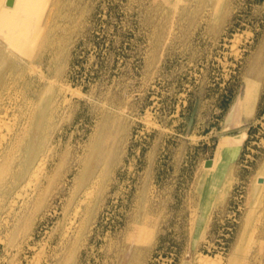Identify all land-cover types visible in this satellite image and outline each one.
Here are the masks:
<instances>
[{
  "label": "rangeland",
  "instance_id": "obj_1",
  "mask_svg": "<svg viewBox=\"0 0 264 264\" xmlns=\"http://www.w3.org/2000/svg\"><path fill=\"white\" fill-rule=\"evenodd\" d=\"M13 5L44 33L0 38V264H264V0ZM29 142L49 161L17 194Z\"/></svg>",
  "mask_w": 264,
  "mask_h": 264
},
{
  "label": "bare ground",
  "instance_id": "obj_2",
  "mask_svg": "<svg viewBox=\"0 0 264 264\" xmlns=\"http://www.w3.org/2000/svg\"><path fill=\"white\" fill-rule=\"evenodd\" d=\"M13 1L14 0H12V7L13 8H18V6L19 5H17V6H15V5H13ZM198 1V0H197ZM200 1V0H199ZM0 2H2L4 5H6V3L3 1V0H0ZM187 2V1H186ZM24 2H22L21 4H23ZM182 3V2H181ZM200 3H202V2H200ZM6 6H8V5H6ZM23 7V15H26V16H28V6L27 5H23L22 6ZM22 7H20V8H22ZM205 7H207V6H205ZM52 8V7H51ZM7 7H3V6H0V38H2L3 39V42L5 41V43H6V45L8 46V47H11V48H14L15 50H17L18 52H20L21 54H23V55H25V56H28L29 58L30 57H33L32 56V54H34L33 53V43H32V39L33 38H38V37H40L41 36V34L43 35V33H42V27L41 26H38L37 28H38V30L37 29H34V30H27V28H26V25H28L27 24V20H23V22H22V24L20 25L21 27H11V25L9 24V19L7 18V16H6V11H7ZM206 9V8H205ZM210 9V8H209ZM213 10V9H212ZM179 11V10H178ZM204 11V10H203ZM49 13H50V11H48ZM184 13H185V11H184ZM47 16H49V15H47ZM39 17H41V20H42V18H43V16H38L37 18H39ZM49 19V18H48ZM46 20V19H45ZM38 23H40V20H39V22ZM46 24V23H45ZM46 26V25H45ZM48 29V28H47ZM46 29V30H47ZM56 29V28H55ZM45 30V29H44ZM43 30V31H44ZM47 32V31H46ZM53 32H54V30H53ZM45 36V35H44ZM43 38V37H42ZM50 38V37H49ZM54 39V38H53ZM0 43L2 44V42L0 41ZM45 44V43H44ZM37 45V44H36ZM38 45H39V43H38ZM3 46V45H2ZM6 47V46H5ZM35 48H36V46H34ZM38 47H40V46H38ZM6 49H7V47H6ZM9 49V48H8ZM7 49V50H8ZM37 49V48H36ZM35 49V50H36ZM0 51H1V49H0ZM13 52H14V50H13ZM35 52V51H34ZM37 53H38V51H37ZM18 54V53H17ZM39 54H41V53H39ZM45 54V53H44ZM42 55V54H41ZM40 56V55H39ZM4 58V57H3ZM2 58V59H3ZM1 59V60H2ZM2 63H3V61H2ZM13 62H11L10 64H12ZM9 65V64H8ZM31 65V64H30ZM30 65H28V66H30ZM7 66V65H6ZM36 66V65H35ZM12 68V67H11ZM10 68V69H11ZM31 68V67H30ZM5 69V68H4ZM35 69H36V67H35ZM32 71H33V69H32ZM31 70H30V72H32ZM60 74V73H59ZM7 76V75H6ZM61 76V75H60ZM42 77H44V76H42ZM36 78V77H35ZM12 79V78H11ZM37 79V78H36ZM42 79V78H41ZM52 79V78H51ZM57 79V78H56ZM5 80V79H4ZM47 80V79H46ZM50 80V79H49ZM60 81V80H59ZM7 82H9V81H7ZM53 82H55V81H53ZM52 82V83H53ZM57 83H58V81H56ZM60 83V82H59ZM58 83V84H59ZM35 84V83H34ZM50 84V83H49ZM253 84V83H252ZM14 85V84H13ZM41 85V84H40ZM56 85V84H55ZM62 85V84H61ZM255 85V84H254ZM249 86H251L250 85V83L248 84V87ZM1 87V86H0ZM60 87V86H59ZM252 87V86H251ZM33 88H34V86H33ZM62 88V87H61ZM254 88V87H253ZM14 89H16V88H14ZM64 89H66V90H69L68 88H64ZM254 89H256V88H254ZM65 90V91H66ZM247 90H249V88L247 89ZM23 91V90H22ZM255 91V90H254ZM35 92V91H34ZM40 92V91H39ZM258 92V91H257ZM63 93V92H62ZM6 94V93H5ZM38 94V93H37ZM59 95V94H58ZM248 95V92H246V97H245V100H244V105H245V108H246V110L248 109V108H251L252 107V104H253V102L255 101V96L253 95L252 96V94L251 95H249V96H247ZM14 96V95H13ZM37 98V97H36ZM45 98V97H44ZM43 98V99H44ZM59 99V98H58ZM13 100H14V98H13ZM47 100V99H46ZM6 101V100H5ZM11 101V100H10ZM58 101V100H57ZM56 101V102H57ZM43 102V101H42ZM1 105V104H0ZM9 105V104H8ZM24 106V105H23ZM41 106V105H40ZM13 108V107H12ZM33 108V107H32ZM2 109V108H1ZM6 109V108H5ZM17 109V108H16ZM56 109V108H55ZM12 110V109H11ZM36 111H39V110H37L36 109ZM1 112V111H0ZM36 113V112H35ZM38 113V112H37ZM6 114V113H5ZM33 115V114H32ZM31 115V117H29L30 118V125L32 126V125H34L33 124V117H34V115L32 116ZM19 116V115H18ZM54 116H55V114H54ZM7 117V116H6ZM29 118H28V120H29ZM58 118V117H57ZM21 120V119H20ZM27 120V121H28ZM22 121V120H21ZM39 121V120H38ZM25 122V121H24ZM24 122H23V124H24ZM34 122H36V121H34ZM22 123V122H21ZM51 123V122H50ZM36 124H37V122H36ZM24 125H26V124H24ZM27 126H28V124H27ZM31 126H29L30 128L29 129H31ZM37 126V125H36ZM1 128V127H0ZM26 127H24V129H25ZM36 128V127H35ZM51 128V127H50ZM21 129H22V127H21ZM23 130V129H22ZM21 130V131H22ZM38 130V129H37ZM7 131H8V129H7ZM27 131V130H26ZM52 131V130H51ZM15 132V131H14ZM13 132V133H14ZM40 132V131H39ZM48 132H49V130H48ZM56 132V131H55ZM26 133V132H25ZM28 133V135H29V133H30V131H28L27 132ZM105 133H107L106 131H105ZM20 134L22 135V133L20 132ZM20 134H19V137H20ZM40 134V133H39ZM38 134V135H39ZM50 134H52V132L50 133ZM18 135V134H17ZM16 135V136H17ZM54 135V134H53ZM8 136V135H7ZM12 136H13V134H12ZM25 136V135H24ZM56 137V136H55ZM61 137V136H60ZM4 138V137H3ZM9 138V137H8ZM17 139H20V138H18V137H16ZM25 138H27V137H25ZM58 138V137H57ZM56 138V139H57ZM7 139V138H6ZM3 140H5V139H3ZM7 140H9V139H7ZM20 141V140H19ZM19 141H17V142H19ZM38 141H39V139H38ZM105 141V140H104ZM7 142V141H6ZM5 142V143H6ZM15 142V141H14ZM31 142V141H30ZM30 142L29 143H27V153H26V155H25V157L20 161V163L18 164V170H17V172H16V175H15V177L13 178V183L15 184V186H16V189H15V193H19L22 189H25V187L26 186H30L31 184H33L34 182H36L38 179H39V177H40V175L44 172V168H45V164H46V161L49 159L48 157V159L47 160H45V156L44 155H39V153H40V147L38 146H32V145H30ZM45 142V141H44ZM100 142V141H99ZM98 142V143H99ZM52 143V142H51ZM8 144V143H7ZM14 144H16V143H14ZM19 144V143H18ZM47 144V143H46ZM55 144V143H54ZM24 145V144H23ZM58 145V144H57ZM99 145V144H98ZM49 146V145H48ZM4 147H5V145H4ZM12 147H13V144H12ZM22 147V146H21ZM50 147V146H49ZM56 147V146H55ZM97 148V147H96ZM1 149H2V147H1ZM6 149V148H5ZM15 149V148H14ZM56 149H57V147H56ZM2 150H4V149H2ZM2 150H0L1 151V153H2ZM24 150V149H23ZM49 151V150H48ZM53 151V150H52ZM94 151V150H93ZM46 152V151H45ZM101 152H102V149H101ZM0 153V154H1ZM11 153V152H10ZM47 153V152H46ZM45 153V154H46ZM51 153V152H50ZM53 153V152H52ZM98 153V152H97ZM12 154H13V152H12ZM11 154H9L8 156H10ZM48 155V154H47ZM53 155V154H52ZM51 156V155H50ZM56 156V155H55ZM81 156H83V155H81ZM80 156V157H81ZM102 156V155H101ZM12 157V156H11ZM11 157H10V159H11ZM96 157H98V156H96ZM1 158V157H0ZM22 158V157H21ZM58 158V157H57ZM78 158V157H77ZM85 158V157H84ZM87 158V157H86ZM85 158V159H86ZM99 158V157H98ZM3 159V158H2ZM5 159H7V158H5ZM5 159L4 160H2V161H5ZM51 159H53V158H51ZM76 159V158H75ZM79 159H81V158H79ZM9 160V159H8ZM97 160H99V159H97ZM1 161V162H2ZM49 161V160H48ZM53 161V160H52ZM77 161V160H76ZM85 161V160H84ZM83 161V162H84ZM7 163H9V161H6ZM11 162V161H10ZM78 162V161H77ZM83 162H82V164H83ZM99 162V161H98ZM48 163V162H47ZM54 163V162H53ZM52 163V164H53ZM56 163V162H55ZM54 163V164H55ZM49 164V163H48ZM4 165V163L2 164V166ZM6 165V164H5ZM15 165V164H14ZM16 166V165H15ZM54 166V165H53ZM85 166V165H84ZM5 167V166H4ZM50 167H51V164H50ZM82 167V166H81ZM57 168H59V167H56V169ZM78 168V167H77ZM83 168H85V167H83ZM4 169H6L7 170V168L5 167ZM60 169V168H59ZM46 170V169H45ZM54 171H55V168L53 169ZM83 170V169H82ZM52 171V170H51ZM53 171V172H54ZM63 171H64V169H63ZM85 171V170H84ZM61 172H62V170H61ZM61 172H59L58 174L60 175V173ZM55 173V172H54ZM70 173V172H69ZM74 173V172H73ZM76 173V172H75ZM14 174H15V172H14ZM62 174V173H61ZM57 175V174H56ZM55 175V176H56ZM59 175H57V176H59ZM70 175V174H69ZM68 175V176H69ZM78 175V174H77ZM76 175V176H77ZM96 175V174H95ZM50 176H53V175H51L50 174ZM79 177H80V174H79ZM45 178V177H44ZM81 178V177H80ZM59 179H61V177L59 178ZM74 179V178H73ZM94 179V178H93ZM44 180V179H43ZM50 180H51V178H50ZM79 180V179H78ZM98 180V179H97ZM45 181V180H44ZM56 181H57V178H56ZM59 181V180H58ZM74 181H75V179H74ZM77 181V180H76ZM91 181V180H90ZM53 182H55V181H53ZM72 182V181H71ZM11 183V182H10ZM12 183V184H13ZM46 183V182H45ZM49 183V182H48ZM47 183V184H48ZM55 183H57V182H55ZM54 183V184H55ZM90 183V182H89ZM8 184V183H7ZM11 184V185H12ZM42 183H40V185H41ZM46 184V186H45V190H47V185ZM35 185V184H34ZM53 185V184H52ZM75 185V184H74ZM14 186V185H13ZM67 186V185H66ZM76 186V185H75ZM92 186V185H91ZM38 187H39V185H38ZM52 189L54 188V185H53V187H51ZM93 188V187H92ZM7 189V188H6ZM9 189V188H8ZM31 189V188H30ZM35 189H36V187H35ZM71 189V188H70ZM73 189V188H72ZM86 189V188H85ZM89 189V188H88ZM87 189V190H88ZM39 190V189H38ZM54 190V189H53ZM76 190H77V188H76ZM86 190V191H87ZM11 191V190H10ZM27 191V190H26ZM31 191L33 192V189H31ZM40 191V190H39ZM38 191V192H39ZM42 191V190H41ZM50 191H51V189H50ZM85 191V193H87V194H89V192L90 191H88V192H86ZM7 192V191H6ZM31 192V193H32ZM35 192H37V191H35ZM94 192V191H93ZM43 193V192H42ZM41 192H40V194H42ZM72 193V195H74L73 194V191L72 192H70V194ZM23 194H24V192H23ZM69 194V193H68ZM69 194V195H70ZM264 194V193H263ZM35 195H37V194H35ZM44 195H45V193H44ZM81 195V194H80ZM30 196V195H29ZM81 197V196H80ZM19 198H21V197H19ZM43 198H45L44 196H43ZM66 198H69L70 199V197H66ZM83 198V197H82ZM34 200H35V198H33ZM39 198L37 197V200H38ZM69 199H66V200H69ZM81 199V198H80ZM25 200V199H24ZM28 200V199H27ZM26 200V202H29V201H27ZM46 200H47V198H46ZM20 201V200H19ZM31 201V200H30ZM36 201V200H35ZM42 201H43V199H42ZM41 201V202H42ZM48 201V200H47ZM80 201V200H79ZM16 202V201H15ZM38 202V201H37ZM40 202V203H41ZM69 202V201H68ZM13 203V202H12ZM31 203H33V205H34V201L32 202L31 201ZM26 204V203H25ZM28 204V203H27ZM36 204V203H35ZM46 204V203H45ZM83 204V203H82ZM85 205V204H84ZM25 206V205H24ZM23 206V207H24ZM36 206V205H35ZM80 206H81V204H80ZM26 207V206H25ZM24 207V209H29L30 210V208H27L28 207V205H27V207L25 208ZM29 207H31L32 208V206H29ZM82 207V206H81ZM17 208V207H16ZM22 208V207H21ZM263 208V207H262ZM11 209V208H10ZM82 209V208H81ZM22 210H23V208H22ZM29 210H28V212H29ZM33 210V209H32ZM261 211H264V210H262V209H260ZM17 211H18V208H17ZM71 213H73V210L71 209ZM145 211V210H144ZM20 213H21V211H19ZM19 212H18V215H19ZM24 212V211H23ZM32 212V211H31ZM55 212V211H54ZM49 213V212H48ZM80 213V212H79ZM79 213L77 214V215H79ZM263 213V212H262ZM13 214V213H12ZM16 214H17V212H16ZM24 214H25V212H24ZM30 214H32V213H30ZM80 214H82V212L80 213ZM22 215V214H21ZM25 215H27V216H29L30 217V215L29 214H25ZM24 215V216H25ZM76 215V216H77ZM2 216V215H1ZM10 216H11V214H10ZM23 216V215H22ZM23 216V218H25ZM71 216V215H70ZM69 216V217H70ZM82 216V215H81ZM13 217H15V216H13ZM19 217H21L20 215H19ZM18 217V218H19ZM73 217V216H72ZM28 218V217H27ZM27 218H25L26 220H27ZM76 218V217H75ZM9 219V218H8ZM12 219V218H11ZM16 219H17V217H16ZM21 219V218H20ZM31 219V218H30ZM34 219V218H33ZM33 219H31V222H30V224L32 223V220ZM74 219V218H73ZM143 219H145V216H144V218ZM13 220V219H12ZM18 220V219H17ZM22 220H24V219H22ZM22 220H19V221H22ZM66 220H69V219H66ZM261 220H263V216H262V219ZM3 221V220H2ZM18 221V222H19ZM30 221V220H29ZM34 221V220H33ZM72 221V220H71ZM79 221V220H78ZM9 223H10V221H8ZM14 222V221H13ZM17 222V221H16ZM17 222V223H18ZM25 222V221H24ZM24 222H22V225H24L25 226V224H24ZM27 222V221H26ZM136 222V221H135ZM263 222V221H262ZM73 223H74V221H73ZM76 223V222H75ZM146 223V222H145ZM3 224V223H2ZM13 224V223H12ZM15 224V223H14ZM29 224V226H31ZM71 224V223H70ZM1 225V224H0ZM8 225V224H7ZM17 225V224H16ZM28 225V224H27ZM66 225V224H65ZM72 225V224H71ZM145 225V224H144ZM260 225V224H259ZM258 225V226H259ZM263 225V224H262ZM6 226V225H5ZM18 226V225H17ZM67 226V225H66ZM11 227V226H10ZM22 228H23V226H21ZM20 227V228H21ZM65 227V226H64ZM72 227V226H71ZM145 227V226H144ZM12 228H13V226H12ZM19 228V227H18ZM21 228V229H22ZM25 228H26V226H25ZM29 228V227H28ZM27 228V229H28ZM30 228H32L33 229V227L31 226ZM29 228V229H30ZM67 228V227H66ZM68 228H69V226H68ZM256 228V227H255ZM7 229V228H6ZM10 228H8V230H9ZM28 229V230H29ZM257 229V228H256ZM260 229V228H259ZM7 230V231H8ZM13 230V229H12ZM17 230V229H16ZM20 230V229H19ZM25 230V229H24ZM65 230V229H64ZM71 230V229H70ZM2 229H1V235H2ZM15 230H13L11 233H9V235H11L13 232H14ZM5 232V231H4ZM3 232V233H4ZM9 232H10V230H9ZM21 232H22V230H21ZM20 232V233H21ZM66 232V231H65ZM67 232H68V229H67ZM144 232V231H143ZM261 232V231H260ZM17 233V232H16ZM15 233V234H16ZM27 233H29V232H26L25 234H27ZM73 233V232H72ZM259 233V232H258ZM257 233V234H258ZM19 233H17V235H18ZM24 234V235H25ZM30 234V233H29ZM63 234V233H62ZM256 234V235H257ZM260 234V233H259ZM23 235V236H24ZM28 235V234H27ZM26 235V236H27ZM32 235V234H31ZM253 235H255V234H253ZM8 236V235H7ZM14 236V235H13ZM63 236V235H62ZM61 236V237H62ZM70 236H71V234H70ZM260 236V235H259ZM3 237V236H2ZM15 238H19V235H18V237L17 236H14ZM13 237V238H14ZM68 237V236H67ZM8 238H10V236L8 237ZM13 238H11V239H13ZM21 238H22V236H21ZM20 238V239H21ZM27 238V237H26ZM31 238V237H30ZM257 238V237H256ZM259 238V237H258ZM2 239V238H1ZM23 239V238H22ZM64 240V239H63ZM68 240V239H67ZM6 241H7V238H6ZM13 241H15L14 239H13ZM18 241V240H17ZM16 241V242H17ZM29 241V240H28ZM61 241V240H60ZM59 241V242H60ZM259 241V240H258ZM16 242L14 243V244H16ZM9 242H7V244H8ZM10 243H11V241H10ZM6 244V245H7ZM12 244V243H11ZM35 244V243H34ZM40 244V243H39ZM62 244H64V243H62ZM1 245V244H0ZM3 245V244H2ZM16 245H18V243L16 244ZM8 246H10V244H8ZM7 246V247H8ZM19 246V245H18ZM11 247V246H10ZM14 247V246H13ZM16 247V246H15ZM14 247V248H15ZM31 247V246H30ZM12 248V247H11ZM5 249H6V247H5ZM36 249V248H35ZM7 250H9V249H7ZM12 250V249H11ZM116 253V252H115ZM36 254V253H35ZM39 254V253H38ZM68 254V253H67ZM117 254V253H116ZM256 259H257V257H256ZM40 260V259H39ZM218 260H220V259H218ZM245 260V259H244ZM250 260V259H249ZM133 262V261H132ZM196 262V261H195ZM245 263V262H244ZM34 264V263H33ZM196 264V263H195ZM198 264H220V262L219 261H215V259H213V258H209V257H206V256H204V257H200L199 258V260H198ZM223 264V263H222ZM231 264V263H230Z\"/></svg>",
  "mask_w": 264,
  "mask_h": 264
},
{
  "label": "water",
  "instance_id": "obj_3",
  "mask_svg": "<svg viewBox=\"0 0 264 264\" xmlns=\"http://www.w3.org/2000/svg\"><path fill=\"white\" fill-rule=\"evenodd\" d=\"M6 5H8V6L12 5V0H6ZM210 164H211V160L207 159L205 161V166H209Z\"/></svg>",
  "mask_w": 264,
  "mask_h": 264
}]
</instances>
